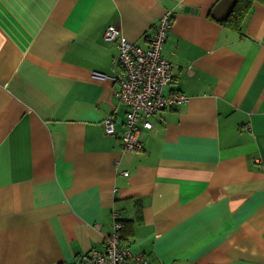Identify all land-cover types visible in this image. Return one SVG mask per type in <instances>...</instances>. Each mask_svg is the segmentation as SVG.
I'll return each instance as SVG.
<instances>
[{"label":"crops","instance_id":"obj_1","mask_svg":"<svg viewBox=\"0 0 264 264\" xmlns=\"http://www.w3.org/2000/svg\"><path fill=\"white\" fill-rule=\"evenodd\" d=\"M229 5L0 0V264H75L115 220L148 264H264V7L240 35L210 18ZM165 14L164 94L188 101L124 151L126 108L96 76L120 73L103 34L145 48Z\"/></svg>","mask_w":264,"mask_h":264},{"label":"built area","instance_id":"obj_2","mask_svg":"<svg viewBox=\"0 0 264 264\" xmlns=\"http://www.w3.org/2000/svg\"><path fill=\"white\" fill-rule=\"evenodd\" d=\"M171 28L169 14H165L147 37L148 46L143 48L128 41L115 26H108L103 39L112 42L119 56L120 73L107 78L116 87L114 95L125 108L124 130L121 136L124 151L133 152L141 147V130L152 128L151 117L166 108H175L188 101L179 92L164 94L172 80L171 65L162 55V48ZM106 135L114 134L111 118L104 120ZM127 175V172L123 173ZM115 218V214H114ZM121 225L115 220L112 232L106 237L102 250L92 249L78 257L75 264H148L142 255H136L121 242Z\"/></svg>","mask_w":264,"mask_h":264},{"label":"trees","instance_id":"obj_3","mask_svg":"<svg viewBox=\"0 0 264 264\" xmlns=\"http://www.w3.org/2000/svg\"><path fill=\"white\" fill-rule=\"evenodd\" d=\"M255 5H261L264 7V0H230L229 8L223 16L217 18L210 15V18L222 27L235 31L241 35L243 25ZM117 222L121 225L119 233L121 242L124 244L127 236L131 234L133 227L132 222H123L122 224L119 221Z\"/></svg>","mask_w":264,"mask_h":264}]
</instances>
